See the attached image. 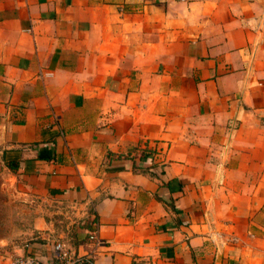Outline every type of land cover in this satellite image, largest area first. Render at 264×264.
Returning a JSON list of instances; mask_svg holds the SVG:
<instances>
[{"label":"crops","instance_id":"1","mask_svg":"<svg viewBox=\"0 0 264 264\" xmlns=\"http://www.w3.org/2000/svg\"><path fill=\"white\" fill-rule=\"evenodd\" d=\"M90 232L264 264V0H0V264Z\"/></svg>","mask_w":264,"mask_h":264},{"label":"built area","instance_id":"2","mask_svg":"<svg viewBox=\"0 0 264 264\" xmlns=\"http://www.w3.org/2000/svg\"><path fill=\"white\" fill-rule=\"evenodd\" d=\"M175 1L185 2L186 0ZM88 241L93 247L86 256L76 254L63 240H58L54 243L52 258L46 262L42 261L35 254L29 253L13 257L10 264H81L86 260L93 261L98 255L96 248L100 243L96 232L88 234Z\"/></svg>","mask_w":264,"mask_h":264},{"label":"trees","instance_id":"3","mask_svg":"<svg viewBox=\"0 0 264 264\" xmlns=\"http://www.w3.org/2000/svg\"><path fill=\"white\" fill-rule=\"evenodd\" d=\"M17 167H18V165H17V164H12V165H10V169H12V170H15V169H17Z\"/></svg>","mask_w":264,"mask_h":264}]
</instances>
